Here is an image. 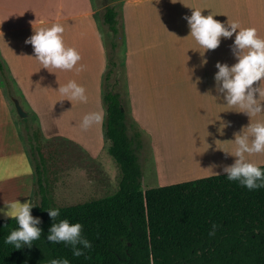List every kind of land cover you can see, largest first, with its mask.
Here are the masks:
<instances>
[{"label": "crops", "instance_id": "0c3cea01", "mask_svg": "<svg viewBox=\"0 0 264 264\" xmlns=\"http://www.w3.org/2000/svg\"><path fill=\"white\" fill-rule=\"evenodd\" d=\"M108 6L117 8V40L126 50L127 105L121 101L127 131L147 148L148 175L171 185L226 174L223 167L236 159L230 155L237 147L234 134L264 122V113L250 119L216 91V63H236L230 47L235 33L221 38L216 50L204 52L183 17L200 10L226 26L236 22L241 29L254 27L264 39V0H0V56L19 92L15 100L37 117L44 136L68 141L93 159L105 145L104 120L87 131L81 123L86 114L105 111L104 77L113 41L104 24ZM54 23L64 27L65 44L80 53L77 67L83 64L84 71L42 68L32 45L25 44L35 31ZM103 28L111 35L109 46ZM72 80L86 89L87 103L70 101L58 91ZM13 104L0 80V208L16 200H31L33 206L42 200H36L32 156ZM166 134L179 148L175 160L167 153ZM248 159L264 165V153ZM169 162L177 170L167 171ZM169 174L181 177L168 180ZM83 183L89 187L93 182Z\"/></svg>", "mask_w": 264, "mask_h": 264}, {"label": "trees", "instance_id": "16d2710c", "mask_svg": "<svg viewBox=\"0 0 264 264\" xmlns=\"http://www.w3.org/2000/svg\"><path fill=\"white\" fill-rule=\"evenodd\" d=\"M103 17L113 34L114 53L119 48L117 8L108 6ZM113 53L108 56V68L117 66ZM112 74L113 69H109L106 81ZM0 80L11 101L17 99L1 56ZM103 100L107 112L104 140L121 171L118 190L78 205H53L41 168L55 162L64 147L53 146L45 155L44 145L34 143H41V131L32 132L25 125L26 143L38 153L37 159L31 151L32 159L39 164L36 185L42 200L31 214L41 220L38 227L42 236L30 249L25 246L16 250L4 240L18 228L17 222L0 221V264H48L54 258H67L70 264H264V188L248 190L223 174L143 190L138 148L128 135L121 95L105 89ZM23 122L27 124L28 118ZM259 167L264 170V166ZM55 208L60 216L53 221L47 210ZM62 219L83 225L82 235L92 244L90 249H82L84 255L76 257L70 245L47 241L49 228ZM213 224L218 227L210 237Z\"/></svg>", "mask_w": 264, "mask_h": 264}, {"label": "clouds", "instance_id": "9594fccd", "mask_svg": "<svg viewBox=\"0 0 264 264\" xmlns=\"http://www.w3.org/2000/svg\"><path fill=\"white\" fill-rule=\"evenodd\" d=\"M188 22L190 35L205 50H216L221 44V38H231L235 33L234 43L230 46L236 63L229 66L227 63L217 62L215 67L216 91L222 94L226 104L239 107L250 119L253 116L264 113V39L260 38L254 27L240 28L239 23H224L213 18V15L204 16L200 10H193L191 16L183 17ZM230 29V30H229ZM237 29H240L237 32ZM64 27L54 23L50 28H41L25 40L34 50V57L42 68H55L62 71L75 70L80 73L85 66L79 61L82 57L73 47H69L64 41ZM207 63V61H204ZM58 91L68 97V100H76L87 103L86 89L78 85L74 80ZM107 116L106 111L90 112L83 117L81 128L87 131L94 124H100ZM247 132L235 135L237 145L233 154L235 162L223 167L229 181H238L248 190L264 188V170L248 157L264 153V122L249 124ZM245 129V128H244ZM226 153V152H225ZM229 154V153H226ZM218 174V173H217ZM31 200L24 203L18 200L5 204L0 208V214L15 220L18 228L12 230L5 238L6 245H13L16 250L27 246L29 249L33 242L40 240L42 228L38 227L41 220L31 214L33 208ZM53 221L60 216L58 208L47 210ZM218 225L213 224L209 236H215ZM83 225L70 223L67 219L55 222L49 228L47 241L53 244L63 243L70 245L73 255H84L82 249H90L91 242L83 235ZM81 245L82 248L77 247ZM48 264H70L67 258H54Z\"/></svg>", "mask_w": 264, "mask_h": 264}, {"label": "rangeland", "instance_id": "374dc122", "mask_svg": "<svg viewBox=\"0 0 264 264\" xmlns=\"http://www.w3.org/2000/svg\"><path fill=\"white\" fill-rule=\"evenodd\" d=\"M101 4V0H100ZM102 14H99L101 17ZM104 30V35L106 36V41L109 43V35L108 31ZM119 43V48L116 52L113 53L110 48V53H113L112 59L117 63L116 68L109 67V69H113V74L110 75L109 80H105L104 77V90H114L115 92L121 95V99L125 106L127 105V87H126V56H125V47L121 45V40L117 41ZM108 69V70H109ZM15 93L19 97V92L15 88ZM18 99V98H17ZM20 100V99H19ZM24 111L28 114V123L25 124L23 119L19 117L17 111L15 110V114L17 117L18 124L22 130L25 141L26 133H25V125H28L32 132L41 131V125L38 121L37 117L28 109L26 105L23 104ZM102 105L104 110L106 111V107L104 104V100H102ZM26 119V118H25ZM104 125V123H103ZM133 133H137V128L133 127ZM103 134H104V126H103ZM166 150L169 155H171V159H176L179 157V148L177 147V143L175 142V146L172 143V139L169 138V134L165 136ZM103 142L105 143L104 136ZM134 139L137 145V153L140 159V163L142 164V188L143 190H149L155 187H162L166 184H161L163 182H159L155 179L156 176L152 177L148 175L149 169L146 164L148 160V151L147 148L142 149L140 147V143H142V139L139 137H131ZM41 143L34 142L37 146L38 144L44 145V153L45 155L48 153V150L53 148V146L57 147L59 145H63L64 151L58 154L56 153L57 158L56 161H49L47 164H44L41 168V177L43 183L46 186L47 196L50 198L51 202L55 206H69V205H78L87 201H92L96 199H101L107 197L109 195L114 194L119 187V182L121 180V171L115 160L108 153L109 144L105 143V145L101 148V151L98 153L95 159L88 156V154L84 153L82 149H79L76 146H73L70 142L62 140L59 137H46L42 133ZM175 141V140H174ZM64 142V143H63ZM144 145L147 144L146 138L143 139ZM33 143V144H34ZM28 146V150L31 154V151L34 152L35 157L38 159V153L36 150H31V144L26 143ZM263 154V153H261ZM260 154V155H261ZM32 156V155H31ZM169 157V156H168ZM36 182H37V171L36 167L39 164H36L32 159ZM152 163V162H151ZM170 164H166L167 171L170 169L177 170V167L172 166ZM176 164V163H175ZM144 165V166H143ZM264 166V165H262ZM181 176L179 174H169L168 180H177ZM80 180V181H79ZM91 180L93 183L90 186H86L83 181ZM156 181V182H155ZM81 182V183H79ZM173 185V184H171ZM168 186V185H166ZM36 200L40 201L39 195V187L36 185ZM10 218H6L3 214H0V221L6 220Z\"/></svg>", "mask_w": 264, "mask_h": 264}, {"label": "water", "instance_id": "95a60500", "mask_svg": "<svg viewBox=\"0 0 264 264\" xmlns=\"http://www.w3.org/2000/svg\"><path fill=\"white\" fill-rule=\"evenodd\" d=\"M14 106L17 111V114L20 118L25 119L27 118L28 114L24 111L22 105L20 104L19 100H14Z\"/></svg>", "mask_w": 264, "mask_h": 264}]
</instances>
